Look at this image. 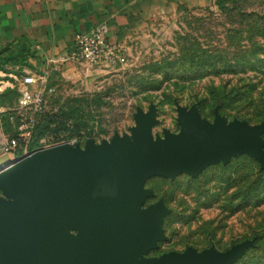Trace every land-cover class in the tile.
<instances>
[{"label": "rangeland", "instance_id": "374dc122", "mask_svg": "<svg viewBox=\"0 0 264 264\" xmlns=\"http://www.w3.org/2000/svg\"><path fill=\"white\" fill-rule=\"evenodd\" d=\"M228 1L184 6L170 15L153 18L127 40L123 62L89 63L70 58L61 63L51 73L49 83L54 90L48 94L43 111L44 117L57 113L60 126L54 122L37 127L41 112L28 138L29 146L63 141L83 145L89 136L100 142L110 140L115 133H131L135 113L139 108L149 110L152 104L156 106L157 121L152 125L155 136L164 135L165 129L180 130L178 105L193 106L200 118L211 121L216 108L228 121L235 117L251 123L261 121L264 110L235 100L232 87L239 76L257 74L255 95L257 101H262L264 72H230L225 67L216 71L212 63L216 57H186L181 50L187 38L195 37L205 47L215 41L212 35L224 29ZM201 58L206 61L203 70L197 66ZM257 63L263 70L264 61ZM199 71L204 76L193 78ZM1 77L0 139L19 132L9 120L17 103L18 79L7 77L8 83L2 86ZM216 93H229L225 106L219 103ZM145 186L154 191L145 205L163 197L170 208L163 219L166 237L148 255L181 251L190 245L199 250L211 246L225 250L250 239L251 243L230 264H264V164L255 156L237 151L227 161L208 163L197 174L183 171L174 177L151 175Z\"/></svg>", "mask_w": 264, "mask_h": 264}, {"label": "water", "instance_id": "95a60500", "mask_svg": "<svg viewBox=\"0 0 264 264\" xmlns=\"http://www.w3.org/2000/svg\"><path fill=\"white\" fill-rule=\"evenodd\" d=\"M178 132L154 135L156 106L135 113L131 133L84 144L63 141L10 158L0 141V264H230L250 239L147 253L166 237L170 211L145 186L155 174H197L210 162L247 151L264 164V118L214 120L178 105ZM71 229H75L72 231Z\"/></svg>", "mask_w": 264, "mask_h": 264}, {"label": "crops", "instance_id": "0c3cea01", "mask_svg": "<svg viewBox=\"0 0 264 264\" xmlns=\"http://www.w3.org/2000/svg\"><path fill=\"white\" fill-rule=\"evenodd\" d=\"M212 0H0V76L54 72L75 48L80 30L108 23V37L127 40L153 18ZM8 77V78H7ZM4 79V80H3Z\"/></svg>", "mask_w": 264, "mask_h": 264}, {"label": "trees", "instance_id": "16d2710c", "mask_svg": "<svg viewBox=\"0 0 264 264\" xmlns=\"http://www.w3.org/2000/svg\"><path fill=\"white\" fill-rule=\"evenodd\" d=\"M222 3L226 4L225 1ZM227 3L225 6L226 19L223 23L224 29L219 31L218 35L217 33L212 35L215 37V41H212L209 47H205L195 37L193 39L187 38L182 43L181 50L187 53L186 57H216V60L212 62L216 71L225 67L230 72H246L252 69L264 72V69H258L262 67L257 63L264 61V57H260L264 54V0H229ZM197 66H199V70H203L206 61L202 58L199 59ZM200 72L203 71H199L198 75L193 78L203 77V73ZM248 75L237 78L232 87L235 89L232 96L235 100L258 106L263 111L264 99L257 101L259 97L255 95L259 83L255 77L258 75ZM259 79L262 80V78ZM231 80L230 78L226 82ZM228 95L229 93H216V97L222 106H225V96ZM40 119L36 122L39 128L49 126L54 122L58 127L60 126V123L57 122V113L47 114Z\"/></svg>", "mask_w": 264, "mask_h": 264}, {"label": "built area", "instance_id": "2783aa9c", "mask_svg": "<svg viewBox=\"0 0 264 264\" xmlns=\"http://www.w3.org/2000/svg\"><path fill=\"white\" fill-rule=\"evenodd\" d=\"M108 30V23L102 21L95 24L90 30L78 31L75 36L74 50L64 58L66 60L70 58L82 59L89 63L123 62L126 60V46L121 41L110 39ZM17 79V103L9 115V120L19 132L10 138L0 139L4 144L5 151L12 159L42 147L29 146L28 138L32 134L38 116L46 108L48 94L54 90V86L49 83L48 72H26ZM13 151L16 152L15 155H13Z\"/></svg>", "mask_w": 264, "mask_h": 264}, {"label": "flooded vegetation", "instance_id": "af4514ba", "mask_svg": "<svg viewBox=\"0 0 264 264\" xmlns=\"http://www.w3.org/2000/svg\"><path fill=\"white\" fill-rule=\"evenodd\" d=\"M72 231H75L74 229H72Z\"/></svg>", "mask_w": 264, "mask_h": 264}]
</instances>
